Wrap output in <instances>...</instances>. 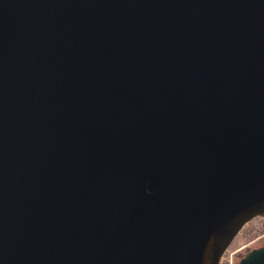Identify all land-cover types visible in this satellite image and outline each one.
I'll return each instance as SVG.
<instances>
[{
	"label": "water",
	"instance_id": "95a60500",
	"mask_svg": "<svg viewBox=\"0 0 264 264\" xmlns=\"http://www.w3.org/2000/svg\"><path fill=\"white\" fill-rule=\"evenodd\" d=\"M256 217L264 0H0V264H222Z\"/></svg>",
	"mask_w": 264,
	"mask_h": 264
},
{
	"label": "rangeland",
	"instance_id": "374dc122",
	"mask_svg": "<svg viewBox=\"0 0 264 264\" xmlns=\"http://www.w3.org/2000/svg\"><path fill=\"white\" fill-rule=\"evenodd\" d=\"M264 245V218L256 217L248 222L229 246L222 264H239L249 250Z\"/></svg>",
	"mask_w": 264,
	"mask_h": 264
},
{
	"label": "built area",
	"instance_id": "2783aa9c",
	"mask_svg": "<svg viewBox=\"0 0 264 264\" xmlns=\"http://www.w3.org/2000/svg\"><path fill=\"white\" fill-rule=\"evenodd\" d=\"M228 248H229V247H228ZM227 250H228V249H227ZM227 250H226V251H227ZM224 254H225V253H224ZM223 256H224V255H223ZM222 258H223V257H222Z\"/></svg>",
	"mask_w": 264,
	"mask_h": 264
}]
</instances>
